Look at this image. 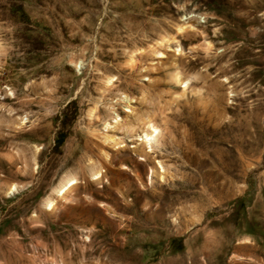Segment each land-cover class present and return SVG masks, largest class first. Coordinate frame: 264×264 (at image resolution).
I'll return each mask as SVG.
<instances>
[{
    "label": "rangeland",
    "instance_id": "rangeland-1",
    "mask_svg": "<svg viewBox=\"0 0 264 264\" xmlns=\"http://www.w3.org/2000/svg\"><path fill=\"white\" fill-rule=\"evenodd\" d=\"M0 264H264V0H0Z\"/></svg>",
    "mask_w": 264,
    "mask_h": 264
},
{
    "label": "bare ground",
    "instance_id": "bare-ground-1",
    "mask_svg": "<svg viewBox=\"0 0 264 264\" xmlns=\"http://www.w3.org/2000/svg\"><path fill=\"white\" fill-rule=\"evenodd\" d=\"M153 138H154V135H152V134H150V135L145 134L143 137V139L146 141L145 143H147V145L150 144L151 141H153Z\"/></svg>",
    "mask_w": 264,
    "mask_h": 264
}]
</instances>
